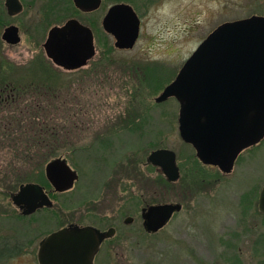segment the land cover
Segmentation results:
<instances>
[{
  "label": "rangeland",
  "instance_id": "374dc122",
  "mask_svg": "<svg viewBox=\"0 0 264 264\" xmlns=\"http://www.w3.org/2000/svg\"><path fill=\"white\" fill-rule=\"evenodd\" d=\"M251 16L264 17V0H164L145 19L143 35L132 51L118 52L109 41L111 52L104 55L98 44L92 63L75 73L55 67L40 49L46 32L41 43L30 42L25 33L16 46H8L0 39V100L6 103L15 94L13 106L0 108V135L26 134V128L18 131L13 117L20 118L19 126L36 119L48 122L52 129L58 124V135L71 141L73 138L74 144L73 150L57 159L65 160L79 177L71 193L52 200L53 212L40 213L25 225L19 224L20 220L12 222L16 213L11 195L18 192L20 185L13 192L6 190L7 196L0 188L2 244L5 245L3 240L11 228L17 233H23V229L29 233L26 250L0 264H37L38 243L67 221L60 215L61 204L69 206V211L73 208L70 213L79 212L87 223H96L93 217L99 214L110 216L117 229L115 243L106 245L97 264H264L260 261V247L255 253L249 249L252 235L264 227L256 208L257 196L264 186V142L241 155L232 175L219 180L214 175L205 180L204 176L211 174L205 170L199 173L192 151L181 144L176 123L172 125L177 103L171 98L156 104L154 99L160 92L154 94L139 70L144 65L155 70L165 87L212 29ZM31 18L27 14L22 22L29 25ZM39 63L62 74L58 90L64 86L71 88L73 105L65 111H59L62 99L57 111L51 106L43 110L49 96L43 95L41 89L40 93L29 92L36 84L44 86L29 70L32 64ZM133 66L136 76L135 70L130 72ZM137 89L141 97L130 103ZM128 111L143 115L144 123L138 127L141 135H99L107 129L109 120ZM97 137L106 138L101 147L94 144ZM155 149L176 153L181 168L177 183L169 184L160 171L146 164V158ZM17 161L12 150H0V175L20 166L25 167L22 172L30 171L31 166ZM49 162L43 166V179ZM130 162L135 165V172L124 171L123 167L127 168ZM161 178L169 185L159 182ZM34 184L47 186L44 181ZM242 197H255L254 206L251 208L250 204L248 210L243 206L248 199ZM158 202L180 204L182 209L159 233L147 234L140 211ZM125 217H132L133 222L124 224ZM238 237L239 242L235 241Z\"/></svg>",
  "mask_w": 264,
  "mask_h": 264
},
{
  "label": "flooded vegetation",
  "instance_id": "af4514ba",
  "mask_svg": "<svg viewBox=\"0 0 264 264\" xmlns=\"http://www.w3.org/2000/svg\"><path fill=\"white\" fill-rule=\"evenodd\" d=\"M80 1H81L80 2L81 6H77L74 0H0V32H1L0 39L8 46H16L21 42L22 33L23 34L25 33L27 40H29L30 42L34 41L38 43L43 39L44 33L46 32L43 43L40 42L41 43L40 49L44 52L43 44L47 39L49 31L54 27H63L68 21L75 20L79 24L90 30V33L93 38V47H94V56L87 61L85 66H82L80 68L71 71H66L62 68H59L63 72L75 73L81 69L88 67L89 63L90 64L92 63V60L95 58L97 54L96 45L99 44V46L102 48L101 51L103 52L104 55L109 54L111 52V48L109 47V41L112 42V46L113 48H115L114 37L110 33L106 32L105 29L103 28V20L112 7L117 5L128 6L131 8L133 13L137 17L139 22V31H138L137 40L135 42L136 44L143 35V30H145L144 28L145 19L148 16L150 17L154 8L157 5H160V3L164 0H80ZM27 14H29V17L30 14L32 16L29 25H26L22 22V19L25 16H27ZM236 21H240V20H236ZM236 21H232V22H236ZM226 23H231V22H226ZM221 25L222 24L212 29L206 36H204L201 39L200 43H202L209 35H211L214 31H216ZM10 27L15 28L16 34L19 38V42L14 45L7 44L5 41L2 40V35L5 29ZM250 35L252 40H255L253 37V33H251ZM237 37H238L237 35L216 33L212 40V42L214 43L213 52L203 60L202 67L197 71H194L191 75V78L188 83L189 85H187V87H188V94L191 95L192 100L195 101V110L192 116L193 118L192 131L195 135L194 144L186 143L181 138V135L179 133V123H178L180 105L179 102L174 97H172V99H174V101L178 105V112L172 122V125L174 126V124L176 123V130L179 139L182 142L181 144L188 146L192 151L193 156L195 158L194 161H195L196 169L199 170V173L205 170L207 173L211 174L204 176L205 180L211 178L214 175L218 176L217 180L232 175L241 155L246 152L249 153L252 150H255L256 148H259V146H261V144L264 142V136H263L257 143L249 145V143H253L252 141L255 139L254 137L255 135H264V131H263L264 52L258 50V52L255 53L254 60L257 62V63L255 62L256 65L253 66L241 65L244 63V61L242 63L241 59H239L238 61L239 63H241L240 65L237 64L230 65L234 61L228 59L227 56L228 53H234L235 51H237L239 55H242L240 49H232L234 47L233 43L236 40H238ZM240 42H243V40H241ZM33 45L35 46V44ZM115 49L118 52H130L133 50V48L128 50H120L117 48ZM192 53L189 55V57L192 55ZM221 57H226L227 58L226 60H228V62L227 61L226 62L228 64L223 63ZM185 61L183 62V64L185 63ZM183 64L176 71V74L167 85H169L171 82L175 80ZM165 87H163V89ZM60 90L61 92H64L63 91L64 89L60 88ZM162 90L160 91V93L162 92ZM169 99H167L166 101H168ZM166 101L162 103H165ZM128 120H132L136 123L128 124ZM144 120L145 119L143 115L128 116L126 113H122L120 115L115 116L112 119V121L109 120L108 123L106 124L107 130L101 132V134H104L106 132L108 133V135H117L120 132H128L131 134L141 135L142 132H140L138 127L139 126L142 127V123H144ZM242 140H244L243 145L245 146V148L235 158L234 162L232 163L231 170L228 173H225L216 164L213 163L205 164L201 162L197 157V151L203 150V153L206 154L207 157L206 161L221 163L223 162V160L225 161L228 159V156L231 153V149L234 143ZM173 153L175 154V162L179 171V178L176 182H168L169 184L172 185L177 183L181 176L180 175L181 168L177 163L178 160L176 153L175 152ZM148 165L150 167H153V169L156 172L159 171L157 167H154L150 164ZM123 169L125 172H127L126 167H123ZM78 178L79 177L77 175V179L74 181L73 186L69 190L64 192L55 191V189L51 186L47 178H46L47 186L46 187L41 186V187L43 189L44 194L52 202V200L56 199V196H63L71 193L74 190L79 180ZM259 194L257 196L256 208L258 215L261 216L262 219L261 221H263L264 213H262L258 208ZM254 198L255 197L253 198L242 197V199H248V201H243L244 204L243 206L247 207V209L249 210L250 209L249 205L251 204V208H252L254 206ZM166 204H171V203L158 202L152 205H166ZM152 205H146L144 207L152 206ZM12 206L14 207L16 213V215H14L16 217H12L14 218L12 222L16 223L17 221L20 220L19 224H23V225L26 224L24 222H26L27 220L29 221L30 219L31 220L34 219L36 215L40 213L47 214L48 212H53L55 209V205L52 202L51 207H42L40 209H37L33 214L25 216L22 214L23 210L17 208L14 205ZM60 208H61L60 209L61 217L67 219V221H64V224L53 232H56L58 230L73 225V226H78L80 228L91 227L104 235L93 257L92 264H97L99 257L101 256V253L106 247V245L114 242L115 237L117 235V229L113 225V221L111 220L110 216L99 214L98 217L96 216L93 217L96 223H92L93 221L87 223L83 221L84 218H81L79 212L70 213L73 212V208L72 211H69L70 207L65 206L64 204H61ZM181 209H182V205H181ZM61 210H63L64 212H62ZM178 213L179 212H174L171 215L170 219L167 221V223L163 226V228L151 234L159 233L169 224L170 220ZM74 217H76L75 220H73ZM128 218L131 219L129 223L126 222ZM140 218H141V211H140ZM132 222H133L132 217H125V219L123 220V223L126 225ZM259 231H260L259 233L252 235L251 245L249 249L251 253L253 252L255 253V249L257 247L258 248L260 247L259 253L262 255L260 257V261L264 263V227H262V229H260ZM9 232H10L9 236H5V239L3 240L5 245L2 244V240L0 239V262L1 261L6 262L10 258L14 257L16 254H18L20 250L25 251L26 250L25 248L27 247L28 244L26 238L27 236H29V233L26 229H23V233H17L14 230V228H11ZM49 234H47L45 237H47ZM121 239H123V237H121ZM235 241L239 242L240 237H238ZM39 243H38V248H39ZM238 251H240L239 248ZM37 264H38V259H37Z\"/></svg>",
  "mask_w": 264,
  "mask_h": 264
},
{
  "label": "water",
  "instance_id": "95a60500",
  "mask_svg": "<svg viewBox=\"0 0 264 264\" xmlns=\"http://www.w3.org/2000/svg\"><path fill=\"white\" fill-rule=\"evenodd\" d=\"M74 2L77 6H81L80 0H74ZM103 28L114 37L115 48L128 50L133 48L137 40L139 22L130 7L117 5L112 7L104 18ZM216 33L237 35L238 40H243V42L236 40L233 43L232 49H240L242 55H239L237 51L228 53V59L234 61L230 65H240L239 59L242 60V63L244 61L241 65H256L255 53L258 50L264 52V17L261 16H251L240 21L222 24L199 44L185 61L175 80L154 99L157 104L172 97L179 102V133L186 143L194 144L195 139L192 131L195 101L188 94L187 85H189L192 73L200 69L203 60L213 52L214 43L212 40ZM251 33H253L255 40H252ZM2 40L7 44H17L19 38L15 28L5 29ZM43 49L46 57L55 67L66 71L85 66L87 61L94 56L93 38L90 30L75 20L68 21L63 27L52 28L43 44ZM226 59V57H221L222 62L228 64ZM263 136L255 135L253 143H249V145L257 143ZM243 141L234 143L228 159L221 163L206 161L207 157L203 150L197 151V157L201 162L216 164L221 170L228 173L235 158L245 148ZM146 161L148 164L157 167L167 182L178 180L179 171L175 162V154L172 151L168 149L154 150L149 154ZM44 171L47 180L57 192L69 190L77 179L76 172L63 159H55L49 162ZM11 201L14 206L23 210L22 214L25 216L33 214L42 207L52 206V202L44 194L42 187L34 183L20 185L18 192L11 195ZM258 208L264 213V187L259 194ZM180 210V204L152 205L143 208L141 219L144 231L148 234L157 232L163 228L174 212ZM130 220L128 218L126 222L129 223ZM103 236L91 227L80 228L73 225L53 232L39 243L38 264H92Z\"/></svg>",
  "mask_w": 264,
  "mask_h": 264
},
{
  "label": "trees",
  "instance_id": "16d2710c",
  "mask_svg": "<svg viewBox=\"0 0 264 264\" xmlns=\"http://www.w3.org/2000/svg\"><path fill=\"white\" fill-rule=\"evenodd\" d=\"M104 64L106 66L108 62ZM40 65L45 67V69H42ZM128 67H130V65H128ZM140 67L141 69L139 70L142 71L143 80L145 79L144 83H147L148 86L151 87V90L154 92V94H158L163 89L164 83H162L158 79V76L155 75L156 74L155 70L152 69L149 70V68L146 65ZM38 68L41 70L38 71L37 70ZM29 70L30 72L34 71L35 76L38 78L39 84L41 83L44 86L38 87V85L36 84L33 87L34 89H32V91L29 90L28 91L34 93V91L36 90L37 93L38 92L40 93V89H41V91L44 92L43 95L46 96L47 94L49 96L48 98V100L50 99L49 103L46 101V104L43 105L45 106L43 110L47 108V106H51L53 108H56L57 111L59 105L58 102H60L59 99L63 100L61 102L62 104L60 103V105L62 106V107L60 106V110H59L60 112L62 109L63 111H65L66 108L73 105L72 102L73 100L70 95L71 88L64 86V90H63L64 94L59 92L60 89L58 90L59 83L61 82L60 80L62 77L61 73L53 71L49 66L45 65V63H39L36 65L32 64V67ZM134 70H135V76L138 75V73H136V69L134 66L132 67V69L130 68V72ZM123 74H125V72ZM32 84H34V82H32ZM138 92L139 89L135 91V96L130 98L129 101L132 100L130 103L132 102L135 103L137 98L141 97V93ZM60 94L62 95V97ZM10 99H11L10 101L6 99V101H8L6 102L7 104L3 103V100H0V108H2L5 105H8L10 107L11 105L13 106L15 94L12 95ZM126 114L128 116L130 115L132 116V115H136L137 113H130L128 111ZM19 119L20 118L13 117V121L16 122V125L18 126L17 127L18 131L21 132L22 129L26 128L25 133L27 135L24 133H22V135H0V150H2L3 148L12 150L14 158L18 160L17 162L29 165L31 166V168L30 171L28 172H22L25 167L13 166L17 172L14 169H9L8 171L0 175L1 193H4L5 196H7L8 193L10 192L15 191L16 188H18L19 185L23 183H37L44 181L45 184L46 178L45 177L44 179L42 178L43 166L50 160L59 158L64 152L73 150L74 139L72 138L71 141L70 139H68L69 137H63V135H58V131H59L58 124L55 126L56 129H52L48 122L41 119H36L34 121H30V123H26L24 125L19 126L20 124H22ZM135 123L136 122L132 120H128V124H135ZM100 135H105L106 137H108V133L106 132ZM105 140H103L102 137H97L94 144L97 143L98 146L101 147L100 143H103V141ZM17 162H13L12 164H16ZM134 168L135 165L134 164L132 165L130 162L128 164L127 170H131L135 172L136 170ZM36 175H38V177H35ZM159 182H161L164 186L169 185L162 178ZM6 190L8 191V193Z\"/></svg>",
  "mask_w": 264,
  "mask_h": 264
}]
</instances>
